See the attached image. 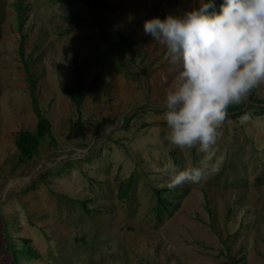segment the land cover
I'll return each instance as SVG.
<instances>
[{
  "label": "rangeland",
  "instance_id": "1",
  "mask_svg": "<svg viewBox=\"0 0 264 264\" xmlns=\"http://www.w3.org/2000/svg\"><path fill=\"white\" fill-rule=\"evenodd\" d=\"M202 2L0 0V264L13 260L5 233L37 255L21 264H264V115L227 118L212 160L222 158L219 170L168 186L176 172L205 166L207 154L168 139L163 101L178 70L143 22ZM124 38L134 45L125 55ZM20 49L33 60L56 142L26 166L14 137L36 119ZM79 65L102 79L80 117L63 93ZM251 99L264 102V84L239 103L244 110L256 107ZM132 176L129 199L118 201ZM156 189L171 191L160 219Z\"/></svg>",
  "mask_w": 264,
  "mask_h": 264
},
{
  "label": "clouds",
  "instance_id": "2",
  "mask_svg": "<svg viewBox=\"0 0 264 264\" xmlns=\"http://www.w3.org/2000/svg\"><path fill=\"white\" fill-rule=\"evenodd\" d=\"M143 32L178 70L163 101L170 143L207 154L205 166L176 172L168 186L200 182L222 163L212 160L228 108L264 84V0H203L181 15L145 20Z\"/></svg>",
  "mask_w": 264,
  "mask_h": 264
},
{
  "label": "trees",
  "instance_id": "3",
  "mask_svg": "<svg viewBox=\"0 0 264 264\" xmlns=\"http://www.w3.org/2000/svg\"><path fill=\"white\" fill-rule=\"evenodd\" d=\"M99 1V0H96ZM86 2V1H84ZM101 2V1H100ZM221 0H217V4H219ZM77 21V18L72 19ZM23 38H21L20 48L22 49ZM133 43L130 42L128 38L121 39L119 51L121 54L125 55L130 52L133 48ZM19 51L21 56V62L23 65V70L26 75V82L28 85V94L30 98V106L31 110L36 119V125L33 131H20L14 137V146L17 151V161L18 165L26 166L33 161V159L38 155L41 144L45 141L49 142L51 147H55V139L52 134V128L49 120L45 118L40 109V103L37 96V86H38V78L36 75L30 73V63L33 60L28 59L27 61L22 60V51ZM102 84V79L99 76H96L93 80L89 79L88 68L85 65H79L71 74V79L68 84V88H66L63 93L65 97L69 100V102L74 107L76 114L80 117L82 114V107L85 101L90 98L95 90L100 87ZM252 103L256 105V107H251L249 109L244 110V104H235L231 105L228 108V117L232 119H239L241 117H245L246 115L249 118H253L259 115H264V102L256 99H251ZM134 177L129 178L127 182H123L119 186V191L117 193L118 201H127L130 197L133 185H134ZM45 179L42 178L41 182H45ZM165 192H171L169 189L160 190L156 189L153 191V195L155 198V206L153 208V214L155 218L160 219L163 214H165L169 207L172 206L171 202H169L164 194ZM81 241H84L82 239ZM24 244L28 245L27 241H24ZM5 255H11L13 260L10 264H21L20 260H28L31 258H37V255L27 246H23L22 249L17 250L13 245L11 239L8 237V233H5Z\"/></svg>",
  "mask_w": 264,
  "mask_h": 264
}]
</instances>
